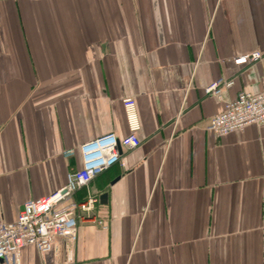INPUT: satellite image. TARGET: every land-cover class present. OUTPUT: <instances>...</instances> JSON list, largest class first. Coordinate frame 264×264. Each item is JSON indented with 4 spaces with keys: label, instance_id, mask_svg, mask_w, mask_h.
Listing matches in <instances>:
<instances>
[{
    "label": "crops",
    "instance_id": "1",
    "mask_svg": "<svg viewBox=\"0 0 264 264\" xmlns=\"http://www.w3.org/2000/svg\"><path fill=\"white\" fill-rule=\"evenodd\" d=\"M220 76L225 101L264 90V0H0V221L59 189L81 143L127 135L124 98L139 122L71 251L19 264H264V125L205 129Z\"/></svg>",
    "mask_w": 264,
    "mask_h": 264
},
{
    "label": "built area",
    "instance_id": "2",
    "mask_svg": "<svg viewBox=\"0 0 264 264\" xmlns=\"http://www.w3.org/2000/svg\"><path fill=\"white\" fill-rule=\"evenodd\" d=\"M261 52L252 51L234 58L235 65L256 62ZM233 79L223 76L203 88L204 94L223 101V110L210 117L205 129L215 136L239 132L249 125H264V90L251 92L239 90L234 99L225 101L224 90L230 89ZM129 133L117 137L108 132L81 143L80 167L67 172L64 184L53 194L26 199L14 221H0V264H19L21 251L28 246L41 253L65 248L71 251L77 239V225L92 216L99 196L89 190L93 178L115 165H125L120 148L133 149L140 140L135 134L139 128L133 98L122 100ZM74 149H67L64 156H70ZM85 189L80 200L74 195ZM65 202H69L67 205ZM99 223H101L99 221Z\"/></svg>",
    "mask_w": 264,
    "mask_h": 264
},
{
    "label": "water",
    "instance_id": "3",
    "mask_svg": "<svg viewBox=\"0 0 264 264\" xmlns=\"http://www.w3.org/2000/svg\"><path fill=\"white\" fill-rule=\"evenodd\" d=\"M105 195H106L105 193H104V194H101V195L99 196V200L105 198V197H106ZM49 252H50V251H49Z\"/></svg>",
    "mask_w": 264,
    "mask_h": 264
}]
</instances>
